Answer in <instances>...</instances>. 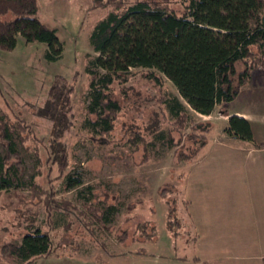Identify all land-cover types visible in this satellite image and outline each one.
<instances>
[{
  "label": "rangeland",
  "instance_id": "1",
  "mask_svg": "<svg viewBox=\"0 0 264 264\" xmlns=\"http://www.w3.org/2000/svg\"><path fill=\"white\" fill-rule=\"evenodd\" d=\"M37 1L38 19L55 29L62 44L61 56L49 60L45 43L25 42L21 35L13 49L0 48V107L12 119L22 115L34 121V133L40 137L46 122L34 116V106L44 101L55 75L70 78L74 83V123L63 140L68 145L69 170L83 183L76 189L65 190L56 167L49 171L43 164L36 180L47 187L49 175L55 191L53 197L69 200L77 208L68 217L52 211L50 221L46 219L42 203L33 206V210L37 209L36 224L50 233L53 244L49 255L34 257L32 264L259 263L247 258L248 251L241 243H226L227 257L219 258L217 244L196 242V218L190 211L188 189L191 166L200 157L212 154L217 142L234 147L242 143L224 132L228 117L234 111L248 113L254 119L250 122L255 137L264 135V67H256L238 95L227 103L217 104L211 114L188 109L185 116L176 119L166 108L165 96L175 94L185 101L172 82L163 75L155 81L145 76L146 70L130 69L125 82H115L112 86L121 110L112 129L100 135L84 124L89 80L86 66L88 58L95 55L88 40L90 31L106 10L91 7L90 0ZM170 7L183 11L178 0L170 1ZM11 17L10 13L5 15L7 19ZM209 122L212 127L206 135L207 143L192 159H181L180 154L188 155L196 147L195 141L205 133L203 128ZM153 127L154 131H150ZM158 130L163 131V137L156 135ZM167 134L173 137L172 147L168 146ZM26 143L27 151L20 148L25 159L21 177L28 181L34 171L31 154L35 143L31 136ZM226 149L219 155L227 156ZM41 155L45 159L43 150ZM226 168L220 165L222 176ZM224 177L230 178V174ZM86 186H91V192L84 189ZM80 189H83L82 195L78 197L76 192ZM28 192L0 191V245L20 240L26 231L25 221L21 223L22 217L15 208H26L21 200ZM108 204H114L117 210L105 222L100 212ZM168 208L174 209L170 226L166 222ZM81 212H86L89 218L85 219ZM233 249L240 258L232 257ZM0 264L29 263L2 258Z\"/></svg>",
  "mask_w": 264,
  "mask_h": 264
},
{
  "label": "trees",
  "instance_id": "2",
  "mask_svg": "<svg viewBox=\"0 0 264 264\" xmlns=\"http://www.w3.org/2000/svg\"><path fill=\"white\" fill-rule=\"evenodd\" d=\"M90 1L91 7L106 10L88 38L95 55L88 58L86 66L89 80L84 124L97 134H107L112 129L121 110L112 86L125 82L130 69L146 70L145 76L155 81L163 75L172 82L185 101L175 94H166L164 103L176 119L185 116L188 109L211 114L217 104L227 103L238 95L256 67H264V0H178L182 12L170 7L172 0ZM37 10V0H0V48L13 49L21 35L25 42L45 43L46 57L56 60L61 56L62 44L55 29L38 19ZM8 13L12 17L7 19ZM73 92L70 78L58 74L53 77L44 101L34 106V116L46 122L40 137L34 133V121L22 115L12 119L0 107V191L29 190L21 200L26 208H15L22 217L21 223L25 221L26 231L20 240L0 245V259L13 258L32 264L34 257L50 254L53 238L36 224L37 209L33 210V206L42 203L50 221L52 211L68 217L77 208L69 200L53 197L55 191L49 175L48 188L36 180L45 164L49 171L56 167L65 190L76 189L83 183L69 170L68 145L63 140L74 123ZM211 127L210 122L204 126L205 133L198 136L196 147L188 155L180 154L181 159H192L199 152L207 143ZM224 132L252 146H264V141L255 140L251 122L244 116L231 114ZM156 135L164 136L162 130ZM29 136L35 143L31 154L34 171L25 181L21 177L25 159L20 148L29 149L26 143ZM167 141L172 147L173 137L167 134ZM90 187L84 189L91 192ZM82 190L76 192L78 197ZM116 210L114 204H108L102 208L100 217L109 222ZM173 213V208L167 209L168 226ZM82 215L89 218L86 212Z\"/></svg>",
  "mask_w": 264,
  "mask_h": 264
},
{
  "label": "crops",
  "instance_id": "3",
  "mask_svg": "<svg viewBox=\"0 0 264 264\" xmlns=\"http://www.w3.org/2000/svg\"><path fill=\"white\" fill-rule=\"evenodd\" d=\"M232 114L254 121L245 112ZM254 138L264 141V135ZM241 142L238 147L217 142L212 154L200 157L191 166L190 211L196 218V242L217 244L219 258L227 257L226 243H241L248 251L247 258L264 264V147ZM223 148H227V156L219 155ZM220 165L227 167L223 176ZM227 173L230 178L224 177ZM234 250L230 251L232 257L240 258Z\"/></svg>",
  "mask_w": 264,
  "mask_h": 264
}]
</instances>
